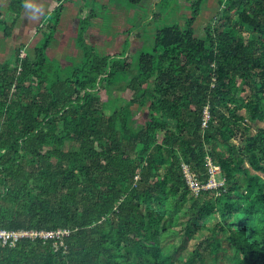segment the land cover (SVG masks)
I'll return each instance as SVG.
<instances>
[{"label": "trees", "instance_id": "1", "mask_svg": "<svg viewBox=\"0 0 264 264\" xmlns=\"http://www.w3.org/2000/svg\"><path fill=\"white\" fill-rule=\"evenodd\" d=\"M25 1L0 11L6 38ZM203 1L155 25L137 62L78 42L81 59L54 70L64 3L40 45L0 62V228L70 231L63 245L0 241V264H222V242L231 262L264 264V0H220L198 36ZM121 82L132 95L106 112L101 94ZM208 160L223 184L194 196L183 164L207 183Z\"/></svg>", "mask_w": 264, "mask_h": 264}, {"label": "rangeland", "instance_id": "2", "mask_svg": "<svg viewBox=\"0 0 264 264\" xmlns=\"http://www.w3.org/2000/svg\"><path fill=\"white\" fill-rule=\"evenodd\" d=\"M192 1L162 0L157 6L161 10L159 11L154 10L155 4L152 0L145 1L141 7L135 8L130 7L127 0H82L79 5L76 0H32L28 5H24V11L18 20L15 31H20L21 34L13 36V38L17 37V39L14 38L15 45L12 39L1 35L0 62L12 59L13 49L17 48L18 39L21 43L30 45V49L40 45L49 34L47 25L54 22L56 10L62 3L65 4L62 17L64 25L58 29L56 38L48 50L50 65L54 70L81 59L83 52L78 42L98 54L110 55L114 59L123 56L132 62H137L140 53L153 50L154 34L157 30L155 25H164L173 21L182 22L191 14ZM5 2L9 5L10 0ZM219 2L220 0L203 1L201 14L194 26L198 36L205 34L206 26L220 12ZM83 6L93 12V17L83 16V24L76 33V29L74 31L72 27V15L76 11L81 13ZM40 24L43 27H39ZM2 30L4 33V27ZM23 54L24 52L21 56ZM108 89L112 90L111 93ZM131 95L132 91L127 89L126 82L114 84L104 89L101 94L103 108L106 112H112L116 107L124 105ZM147 114L148 111L145 108L137 115L142 118ZM255 130L253 129V132ZM233 142L242 145L241 138L234 139ZM191 194L195 196L193 192ZM204 238L205 234L201 231L196 232L192 240L180 244L181 250L194 248ZM174 240L175 238H169V241ZM203 249L205 254H210L211 246L205 245ZM219 254L222 264H237L234 261L231 262L234 251L226 242H222Z\"/></svg>", "mask_w": 264, "mask_h": 264}, {"label": "built area", "instance_id": "3", "mask_svg": "<svg viewBox=\"0 0 264 264\" xmlns=\"http://www.w3.org/2000/svg\"><path fill=\"white\" fill-rule=\"evenodd\" d=\"M25 56V53L23 54ZM22 56V57H23ZM210 119L209 108L207 107L204 112L203 126L206 127ZM208 167L210 172V178L207 183H202L198 175L192 170L190 165L183 164V172L187 181V184L193 194L199 195L201 190L215 189L223 184V181L217 179V173L220 167L213 164L211 160H208ZM70 231L67 229H53V230H7L0 228V241L4 246H15L22 239H53L56 242L64 244V237L68 236Z\"/></svg>", "mask_w": 264, "mask_h": 264}, {"label": "crops", "instance_id": "4", "mask_svg": "<svg viewBox=\"0 0 264 264\" xmlns=\"http://www.w3.org/2000/svg\"><path fill=\"white\" fill-rule=\"evenodd\" d=\"M6 0H0V11L1 12H7L8 11V4L6 5V2H5ZM11 1V0H10ZM35 1V0H34ZM90 1H94V0H90ZM145 1H149V0H143V3L145 2ZM153 2H154V10H159L158 9V3H160L162 0H152ZM31 3L32 2V0H26L25 1V5H28V3ZM80 2H82V0H76V3H77V5H79V3ZM84 2V1H83ZM26 11V10H25ZM159 11H161V10H159ZM64 14V13H63ZM93 12L92 11H88V9L86 8V6H83V11H81V13H80V11H79V13L76 11V13L74 14V15H72V24H73V28H74V31H75V29H76V33L78 32V30H79V28H80V26L83 24V22H82V17L83 16H85V15H87V16H89L90 15V17H93ZM87 16H85V17H87ZM63 17V16H62ZM17 23H18V21L16 22V24H15V26H14V29H13V33H12V35H11V37L10 38H7V39H12V41L14 42V45H15V40H14V38H16L17 39V37H14L13 38V36L15 35V34H21V32L20 31H15V28H16V26H17ZM63 20L61 21V24H60V27H63ZM39 27H43V25L42 24H40L39 25ZM59 27V28H60ZM3 29V27L2 28H0V31ZM1 35H3V36H5V33H3V30H2V32H0V37H1ZM0 40H1V38H0ZM23 43H21L20 41H19V39H18V42H17V48L19 47V46H21ZM28 46H30V45H28ZM32 49H33V47H32ZM16 49H15V47H14V49H13V51H15Z\"/></svg>", "mask_w": 264, "mask_h": 264}]
</instances>
